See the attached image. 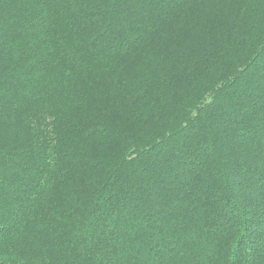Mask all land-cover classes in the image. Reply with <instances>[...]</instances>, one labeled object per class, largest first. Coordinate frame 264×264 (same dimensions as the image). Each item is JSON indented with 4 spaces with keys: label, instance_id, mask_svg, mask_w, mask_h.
Listing matches in <instances>:
<instances>
[{
    "label": "trees",
    "instance_id": "1",
    "mask_svg": "<svg viewBox=\"0 0 264 264\" xmlns=\"http://www.w3.org/2000/svg\"><path fill=\"white\" fill-rule=\"evenodd\" d=\"M0 264H264V0H0Z\"/></svg>",
    "mask_w": 264,
    "mask_h": 264
}]
</instances>
